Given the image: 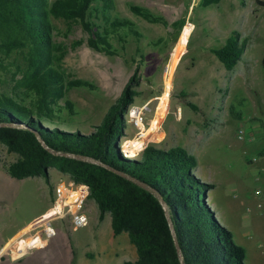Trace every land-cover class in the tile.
<instances>
[{
	"label": "rangeland",
	"instance_id": "obj_1",
	"mask_svg": "<svg viewBox=\"0 0 264 264\" xmlns=\"http://www.w3.org/2000/svg\"><path fill=\"white\" fill-rule=\"evenodd\" d=\"M197 1L112 0V6L105 11L107 18L100 9L90 7V19L107 24L115 16L124 17L139 32L132 34L125 29L127 26H122L119 32L126 35L121 41L110 31L116 51L108 54L85 44L86 33L77 21L50 16L56 44L52 51L57 55L52 58V66L64 79L82 78L92 84L67 87L57 101L63 107L54 113V122L62 128L89 132L133 73L137 82L132 86L136 93L131 103H146L147 123L156 114L162 115L154 131L159 139L153 134L148 143L163 148L175 144L188 146L193 135L216 127L222 129V148L229 159L218 168L216 180L221 184L216 183L212 191L214 206L225 224L220 223L243 246L244 264H264V67L260 64L264 54V4L256 0H218L202 6ZM130 3L163 15L167 23L146 20L130 10ZM91 5L99 7V1ZM179 17H184L185 24L176 33L172 21ZM231 29L246 36L238 65L246 59L249 77L262 81L250 97L242 94L243 99L238 98V90L234 94L226 89L237 67L225 69L209 50L221 45ZM0 63V91L22 94L24 101L30 103L33 92L15 85L19 69L25 65L22 53L14 50L3 56ZM63 99L71 103V110L64 107ZM185 99L196 108H190ZM165 101V106L156 112ZM42 123L51 126L53 121ZM237 126L243 130L241 138L234 134ZM123 131L119 141L134 137L135 128L126 113ZM127 152L136 155L135 149ZM15 156L0 142V264H122L124 259L135 257L126 233L112 235L109 215L106 213L99 221L90 198L86 201L85 225L71 229L66 218L53 219L50 224L54 233L46 237L43 245L27 246L11 257L9 247L13 242L22 247L27 244L26 240L13 241L16 234L22 233L30 222L32 226L40 221L46 211L42 210L50 203L52 185L59 177H67L53 167L47 170L48 181L42 175L12 177L6 164ZM197 159L199 168H203V157ZM245 183L248 188L243 186ZM223 184L227 185L231 201L220 199L218 192L224 190ZM256 200L260 206L255 208ZM41 225L32 226L22 233L23 237L39 231Z\"/></svg>",
	"mask_w": 264,
	"mask_h": 264
},
{
	"label": "trees",
	"instance_id": "obj_2",
	"mask_svg": "<svg viewBox=\"0 0 264 264\" xmlns=\"http://www.w3.org/2000/svg\"><path fill=\"white\" fill-rule=\"evenodd\" d=\"M94 1L0 0V61L14 50L21 52L25 65L19 69L15 85L34 94L28 103L22 94L0 91V142L16 155L6 164L7 172L15 178L42 175L48 181L47 170L53 167L74 181L86 183L97 219L107 213L111 234L124 231L134 247L135 257L124 259L122 264H180V260L183 264H244L243 246L233 240L231 231L216 219L206 202L212 183L192 172L196 164L192 153L179 144L163 148L151 142L143 146L138 157L121 152L119 137L124 132L126 109L136 93L133 73L89 132L62 128L54 122V113L63 107L57 101L67 87L92 84L82 78L64 79L52 66L57 55L52 51L56 44L50 16L77 21L86 33L85 44L107 54L116 51L109 38L111 32L121 41L126 35L119 32L122 26L139 35L133 22L124 17L115 16L107 24L90 19V7L100 9L107 18L105 11L112 6V0H97L99 7L91 5ZM217 1L197 3L206 6ZM129 8L148 21L167 23L163 15L149 8L133 3ZM184 21V17L172 21L176 33ZM245 42L246 36L231 29L221 45L209 50L225 69H231ZM260 64L264 67V54ZM185 103L196 108L189 99ZM63 104L71 110L67 99Z\"/></svg>",
	"mask_w": 264,
	"mask_h": 264
},
{
	"label": "built area",
	"instance_id": "obj_3",
	"mask_svg": "<svg viewBox=\"0 0 264 264\" xmlns=\"http://www.w3.org/2000/svg\"><path fill=\"white\" fill-rule=\"evenodd\" d=\"M147 109L146 103H130L126 109V115L130 124L135 128L134 137L131 138L137 145L136 155L140 154L143 146L148 143L147 140L151 135L155 133L158 125L146 131L150 123H147L145 119V111ZM243 130L241 128L236 129V137H242ZM148 133V134H147ZM150 135V136H149ZM154 138L157 139V134H154ZM131 139H123L119 141V147L124 143L128 147H132L134 144L129 142ZM159 139V138H158ZM122 152V151H121ZM124 155L130 156L128 152H122ZM135 155V156H136ZM88 185L84 182L74 181L67 177H59L58 180L52 185L51 188V200L48 208L49 215L46 216L45 220L40 221L36 225H41L39 231H35L31 236H38L40 239L45 241L46 237L54 233V228L50 224V221L57 218H66L68 220L71 229L83 226L88 221ZM44 236L42 237V234Z\"/></svg>",
	"mask_w": 264,
	"mask_h": 264
},
{
	"label": "crops",
	"instance_id": "obj_4",
	"mask_svg": "<svg viewBox=\"0 0 264 264\" xmlns=\"http://www.w3.org/2000/svg\"><path fill=\"white\" fill-rule=\"evenodd\" d=\"M261 2H264V0H256V3H261ZM238 61H239V59L233 65V67L234 66L237 67V71L233 75L232 79L230 80L232 83L228 84L226 89H227V91L231 90V92L234 94L238 90V92H239L238 98L243 99L244 96L242 94L246 95V97H250L251 94L252 95L254 94L253 92L256 89L257 83L262 82V81L258 80L256 78H250L249 77V73H248L249 69L247 68L248 62L246 61V59H243V62L240 63L239 65H238ZM250 102L253 106L256 105L255 101H253L252 98H251ZM261 112H262L261 114L264 115V113H263L264 107H263ZM237 128H238V126L236 127V129ZM221 132H222V129H220L218 127H216L215 130H212V131L206 130L200 134L193 135L192 136L193 140H190V142L188 143V146L182 145L188 152L192 153L196 158V164L192 168V172L196 176H198L200 179H203L205 181L212 183V186L206 192V202L212 208L214 215L219 222L222 220L219 218V214L215 209L212 191L216 187V183L221 184V182H218L219 180H216L217 179L216 175H217V173H219V169H218L219 165L222 162H225L229 159V156L228 157L226 156L228 154L225 152V149L222 148L223 141H222V137H221L222 136ZM234 134L236 135V132H234ZM136 156H138V155H136ZM197 156L203 157V159L201 160L202 161L201 164L203 163V165H204L203 168H199V161L197 159ZM243 186L245 188H248L246 183L243 184ZM223 189L224 190H221L220 192H218V193H220V199L221 200L229 199V201H231V198H230L231 196L229 194V191L227 189L226 184H223ZM254 191H255V189H254ZM218 193H216V194L219 196ZM91 201L94 203V201L92 199H91ZM254 204L255 205H253V204L252 205L256 208V207L260 206V201L256 200V202H254ZM228 205H230L229 202H228ZM48 206L49 205L45 206V208L42 211L46 210L48 208ZM96 216H97V209H96ZM222 222L224 223V221H222ZM95 225H97L96 222H95ZM123 232L124 231H121L118 234H122ZM118 234H116L114 236H117Z\"/></svg>",
	"mask_w": 264,
	"mask_h": 264
},
{
	"label": "bare ground",
	"instance_id": "obj_5",
	"mask_svg": "<svg viewBox=\"0 0 264 264\" xmlns=\"http://www.w3.org/2000/svg\"><path fill=\"white\" fill-rule=\"evenodd\" d=\"M164 76H165V73H164ZM165 104H166V101L160 106V104H159V106H157V111L156 112H158V110L159 109H161V108H163L164 106H165ZM162 117V115L161 114H156L155 116H154V118L153 119H151L150 120V125H149V127L147 128V132L148 131H150L151 129H153L154 127H156L157 125H158V122H159V120H160V118ZM133 139H131L129 142H131ZM132 143L134 144L132 147H128L127 145H125L124 143L121 145V151L122 152H127V150L128 149H137V145H136V143L134 142V140L132 141ZM129 154V153H128ZM130 155V154H129ZM131 156V155H130ZM132 156H135V155H132ZM47 215H49V212H47V211H45L44 212V214L43 215H41L40 216V221H43V220H45V218H46V216ZM40 221H38V222H36L35 224H33L32 226H34V225H36V224H38ZM31 224V222L28 224V226L27 227H25L23 230H22V233H24V232H26L28 229H30L32 226H29ZM20 233V232H19ZM22 233H20V234H16V238H14L13 239V241H16L17 239H18V242H23L24 240H26V246L25 247H27V246H41V245H43L44 244V241L42 240V239H40L38 236H36V237H33V236H29V237H23V235H22ZM15 236V235H14ZM30 241V242H29ZM37 241V242H36ZM19 246H20V243L18 244L17 242H13L12 243V246L11 247H9V252H10V254H11V257H14V256H17V255H19L23 250H24V248L25 247H23L22 248V250L21 251H19L18 249H19Z\"/></svg>",
	"mask_w": 264,
	"mask_h": 264
},
{
	"label": "water",
	"instance_id": "obj_6",
	"mask_svg": "<svg viewBox=\"0 0 264 264\" xmlns=\"http://www.w3.org/2000/svg\"><path fill=\"white\" fill-rule=\"evenodd\" d=\"M47 149H49L50 151H53L52 149H50V148H48L47 147ZM105 167H107L108 169H110V170H112L113 172H115L116 174H119V175H121V176H123V177H128L125 173H123L122 171H119V170H117V169H113V168H111V167H109L108 165H105ZM136 182H138V183H140V184H142V182H140V181H138L137 179H134ZM161 200V199H160ZM174 243H175V247H176V250H177V254H178V256L180 257V253H179V247H178V244H177V242H176V240L174 239ZM180 264H183V262L180 260Z\"/></svg>",
	"mask_w": 264,
	"mask_h": 264
}]
</instances>
